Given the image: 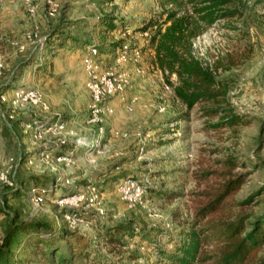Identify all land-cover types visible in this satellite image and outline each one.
<instances>
[{"label": "rangeland", "instance_id": "374dc122", "mask_svg": "<svg viewBox=\"0 0 264 264\" xmlns=\"http://www.w3.org/2000/svg\"><path fill=\"white\" fill-rule=\"evenodd\" d=\"M194 1L0 0V244L17 215L68 232L55 240L66 264H171L166 255L190 229L200 194L223 181L200 174L227 170L219 162L229 157L244 178L232 199L249 200L240 213L248 222L264 215V0H234L226 9L236 14L193 41L203 60L243 57L218 75L230 108L250 122L234 131L207 128L217 118L175 100L153 64L152 31H142L204 0ZM127 178L145 191L133 207L119 193ZM69 197H81L77 207L57 204ZM119 225L133 235L111 244L105 232Z\"/></svg>", "mask_w": 264, "mask_h": 264}, {"label": "trees", "instance_id": "16d2710c", "mask_svg": "<svg viewBox=\"0 0 264 264\" xmlns=\"http://www.w3.org/2000/svg\"><path fill=\"white\" fill-rule=\"evenodd\" d=\"M233 1L204 0L190 13L163 12L142 28V31H152L149 43L153 48V64L175 100L186 111L199 106L202 117L217 118L216 123L206 125L212 130L234 131L250 123L230 108L226 100L227 89L218 80L220 72L242 64L243 57L226 52L211 60H203L193 54L194 39L216 21L236 14L226 9ZM106 25L114 28L110 22ZM219 163L227 170H206L199 176L200 180H206L215 175L223 181L200 194L205 199L197 202L190 229L181 234L175 250L166 255L171 264H264V256H258L264 245V215L248 222L250 216L240 212L249 200L232 199L244 182L243 175L231 172L240 161L229 157ZM18 193L19 188L11 197ZM234 209L238 212H233ZM51 232L48 224L23 221L17 215L10 217L0 244V264H23V261H30L25 260L26 257L40 258L44 264L68 263V258L56 257L60 250L55 246V240L64 239L68 232L62 229ZM127 235L132 237L133 228L126 225L105 232L111 244L121 243L120 237Z\"/></svg>", "mask_w": 264, "mask_h": 264}, {"label": "built area", "instance_id": "2783aa9c", "mask_svg": "<svg viewBox=\"0 0 264 264\" xmlns=\"http://www.w3.org/2000/svg\"><path fill=\"white\" fill-rule=\"evenodd\" d=\"M124 47V46H123ZM125 49V47H124ZM91 55H95L96 50L94 48H91ZM90 56V55H89ZM83 65L85 67V70L88 74V77L94 81L96 79L95 76V69L96 67L94 66L92 60L89 58H86L83 60ZM94 89H97V84H95ZM111 92V90H109ZM22 92L20 94H17L18 97L22 96ZM26 97V98H25ZM25 99H34L33 102L37 103L36 101V96L34 92H29L25 95ZM59 160V159H58ZM43 192V191H42ZM44 193V192H43ZM119 193L121 194L122 198L128 203L130 207L136 206L137 204L141 203L142 199L144 198V189L142 186H140L137 182L134 180L127 178L123 180L119 186ZM43 201L42 194L41 193H36L33 196V202L38 205ZM81 201V197H69V198H63L60 199L57 204L60 205L61 207L63 206H70V207H77L78 203ZM66 219L75 222L73 218H70L69 216H66Z\"/></svg>", "mask_w": 264, "mask_h": 264}]
</instances>
